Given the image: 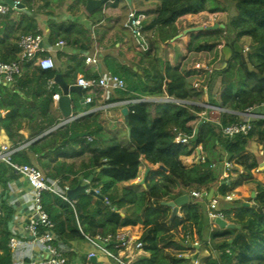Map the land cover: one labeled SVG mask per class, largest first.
Listing matches in <instances>:
<instances>
[{
	"label": "trees",
	"instance_id": "1",
	"mask_svg": "<svg viewBox=\"0 0 264 264\" xmlns=\"http://www.w3.org/2000/svg\"><path fill=\"white\" fill-rule=\"evenodd\" d=\"M20 1L30 9L32 0ZM139 1L141 6L148 7L147 10L135 13L136 16L144 17L140 35L134 43L142 42L141 38L145 37L147 48L132 56V60L141 66L137 71L125 69L124 74L120 75L126 84V91H115L113 101H104L103 93L99 89L95 90L91 103L84 111L111 103L164 96L184 103H201V95L191 89L189 79L180 69L160 61L157 45L167 44L180 34L177 26L163 19L168 7L185 2L187 9L182 15H196L205 10L209 0ZM238 1L239 17L233 21L232 28L238 42L250 38L251 44L244 56L245 63H242L238 55H233L227 68L207 78L209 83L215 80L219 86L217 97L210 105L219 108L222 113L219 125L208 122L198 128L194 143L191 140L188 145L175 144L171 133V128L175 127L185 137L192 138L197 126L192 127L191 119H184L182 113H176L178 107L172 104L153 102L126 106V122L122 120L112 125L104 113L97 111L42 136L60 123L50 115L52 97L59 92L55 85L48 89L46 81L40 79L46 73L33 67L32 62L23 61L18 86L11 89L0 84V129L14 151L12 161L34 168H38L41 160L50 161L53 167L50 175L45 177L50 182H58L61 189L65 185L70 190L75 189L80 178L87 181L102 166L112 167L111 159L121 152L139 154L148 165L163 166L167 170V174L157 170L150 172L146 185L150 198V218L142 226H136L127 219L124 224L121 223L124 220L118 212L133 206L138 193L132 188L122 187L121 183L126 178L119 176L114 169L94 174L90 188L97 193L79 196V210L55 193H43L41 206L54 226L52 235L55 246L69 247L71 243L86 238L102 240L112 237L121 229L133 227L140 236L142 251L149 256L148 259L138 258L133 264H189L188 260L180 256L193 252V247L188 249L185 246L193 243L207 253L199 264H264V212L259 214L253 210L240 209V203L236 201L224 205L225 197L234 196L238 188L247 184L255 185L264 200V187H260L253 175L264 161V151L255 157L247 149L249 142L257 138L264 142V121H255L246 137L228 139L222 134L223 128L241 120L237 115L264 104V75L261 74L264 70V0ZM76 2L84 6L86 0H74V6ZM122 2L124 0H113L111 7L116 8ZM100 13L101 9L91 15L94 21ZM17 31L21 36L38 34L32 21L26 17L21 18ZM19 39L12 38L6 32L0 35V63H20L16 45ZM11 40L14 44H11ZM57 40L65 41L80 54L86 52L92 43L89 33L72 23L49 26L46 43L53 47ZM222 46L223 31H204L187 36L185 51L187 55L206 53L210 64L214 65L222 59ZM135 47L138 48V45ZM57 57L61 58V55ZM62 64L59 70L63 72L64 68V81L69 86L74 85L71 75L76 70L85 72L86 80L95 79L91 71H84L85 61L77 56L69 57ZM160 64L163 66L161 72L158 70ZM111 75L116 77L119 74L111 69ZM82 96L85 97V92ZM30 102L34 104L33 107ZM76 105L74 103L72 109L74 116L80 111ZM190 110L195 114L203 112L197 106H190ZM38 120L41 121L38 123ZM92 128L96 130L91 132ZM22 131L28 134L26 140L19 135ZM73 134L79 136L70 138ZM91 135L96 140L88 142L85 136ZM36 138L39 139L32 142ZM101 138L106 143H102ZM199 145H206L218 166L231 165L228 180L222 183L218 177L210 186H199L197 168H186L181 161L192 156ZM209 163L205 160L202 165L208 168ZM3 167L4 164H0V168ZM133 168L135 173L132 178H135L139 164L135 163ZM231 176L235 178L233 181ZM211 189L217 195L218 206L214 210L208 208V213L222 215V220L234 229L212 228L213 220L208 219L203 205L197 200L182 207L179 216L173 220H170L171 210L161 206V203L176 199L179 190L187 194L191 191L207 194ZM112 208L116 211H112ZM244 212L246 214L242 216ZM13 220V211L4 202H0V264H13L8 248L9 240L13 237ZM106 249L116 257L112 245ZM64 258L65 264H93L71 252L65 251Z\"/></svg>",
	"mask_w": 264,
	"mask_h": 264
},
{
	"label": "crops",
	"instance_id": "2",
	"mask_svg": "<svg viewBox=\"0 0 264 264\" xmlns=\"http://www.w3.org/2000/svg\"><path fill=\"white\" fill-rule=\"evenodd\" d=\"M11 1L21 5L22 9L19 10L10 9L7 5H5V0H0V5H5L9 8V11L6 15H0V35H4V33L6 32L12 38L13 37L20 38L22 36L17 31V28H18V24L21 21V18L26 17L28 20L32 21V24L35 27L36 32L44 37L43 48L47 51L44 57L50 58L55 66V70L53 72L43 74L40 78L41 80L46 81V86H47V81H53L55 74L58 71L60 72L64 80V75H65L64 68H63V72L60 71L59 68L61 67L62 63H65L67 59L72 56H77L84 61L87 58L95 60L96 65H86V64L84 65V71H88V70L91 71L94 74L95 79H108L110 76H112L111 69L115 70L119 74L116 77L121 79L120 75L124 74L125 69H132L133 71H137L140 68L141 65H139V63L136 60H132V56L134 53L144 51L147 48V44L146 42H144L145 37L141 38L142 42L138 44L134 43L136 38L131 37L130 32L128 30V15L130 13H138L148 9V7H141L139 0H131L130 5H128L127 2L124 0V2L119 3L118 7L116 8H112L111 5L113 1H109L103 5V7L101 8V13L96 17L95 21L91 17V15H88L86 13L84 6H81L77 2L75 3L77 5L74 6V0H32L29 6L30 8L29 10L28 7L25 4H23L20 0H11ZM208 3H210L211 6L213 7L207 5L204 11L196 15H182V13L187 9V4L185 2L172 5L167 8L166 14L163 17V19H170L173 22V24L178 27L180 33L183 30H186L190 27H194V26L202 27L205 23H209L213 19V14H214L213 10H215L214 8L215 5L211 1ZM77 8H84L85 12H82ZM88 22L93 26V28ZM69 23L82 27L91 36V39L93 41L86 52L80 54L78 50H75L73 47L69 45H67L64 49L56 51L53 49V47L48 46V44L46 43V38L49 32V26H59ZM94 37H95V41H94ZM18 41L16 45H18ZM186 41H187V36L183 37L182 39L174 43H171L170 41L169 43L164 45L159 44L157 45V55L162 63L164 64L166 63L174 68H179L180 71L185 75L187 79H189L191 83L192 81L198 78L196 73L192 70L195 64L197 63H206L207 65H211V64H210L209 56L206 53H202L198 55H187L185 51ZM13 42L14 41L11 40V44H14ZM239 43L241 45L249 46L251 44V39L243 38L239 41ZM137 45L138 48L135 47ZM58 54L61 55V58L57 57ZM18 58H19V53H18ZM33 67L35 66L33 65ZM158 70L160 72L163 71V66L161 64L158 66ZM261 74L264 75V70L261 72ZM84 76H85V72L81 73L79 70H76L71 75V80L75 85L77 79L79 78L84 79ZM18 80L19 79H17L16 81V85L18 84L17 83ZM0 84L5 85L1 81ZM5 86L8 87V85ZM8 88L13 89L12 86H9ZM99 90L103 93L102 100L113 101L115 99L116 90H112L110 88L104 90L99 89ZM218 92H219V86L217 82L215 80H212L211 83L208 82V91L205 101H207L208 104L210 105L212 100L216 99ZM82 93L83 92H81V96H77L74 94L70 95L71 109H73V104L76 103L77 104L76 106H78V109L80 110L79 114L76 115L78 118L83 113L88 112V111H84L87 105L82 103V98H84L82 96ZM117 103H121V102H117ZM117 103L106 104L96 109H91L89 110L90 111L89 114H92L97 111H101L102 113H104L107 119L111 120L112 125L119 124L123 120L121 112L123 109H126V106L125 107L117 106ZM29 104L31 107L34 106L32 102H30ZM192 105L195 106V104ZM80 112L82 113L80 114ZM184 112L185 110L181 108H179L178 111L176 110V113H182L184 119H191L190 124L192 125V127H194L195 125L197 126L200 120L194 117L193 115L187 118L184 115ZM50 115L51 118L55 121H59V122L64 121L62 119L60 110L57 107V104H53L52 107L50 108ZM71 115L74 116L73 111ZM239 118L242 120V117L239 116ZM40 121L41 120H38V123ZM66 125L62 127H65ZM58 126L59 125H57L54 128H51L50 130L45 132V134H43L42 136H47V134H50L52 131L58 128H62ZM19 135L22 136L24 140H26L28 136V134L24 131L20 132ZM70 138H72V136ZM38 139L39 138H36L32 140V142ZM101 142L106 143V141L105 142L101 141ZM0 145H4L9 148L12 147L6 135L1 129H0ZM250 147L254 148L256 151L255 152L252 151ZM259 147H262V149L259 150ZM247 149L252 155L258 157L260 151L264 150V142L262 141L261 138H257L249 142ZM205 160H208L210 162L208 168L202 165L205 163ZM111 161L113 162L114 166L113 165L112 167L105 166L106 167L105 170L114 169L119 176L126 178L121 183V186L132 188L133 191L138 193L135 204L133 206L125 208L118 212L122 221L124 220L121 223L124 224L125 219H127L128 221L134 223V225L136 226H142L150 218V211H149L150 198L146 190V185L149 182L150 172L156 171L157 166L148 165L143 160V157L140 156L139 154L131 155L122 152L116 154L111 159ZM181 161L186 168H191V167L197 168L198 183L201 188L205 186H210L213 183H215L217 178L220 177V175L222 174L224 168L218 166V164L214 160H212V157L209 154L206 145L204 146L202 152H198L195 150L192 156L188 158H183ZM135 163L139 164V170L135 178H132L135 173V169L133 168V165ZM0 164L2 163L0 162ZM37 166H38L37 169H39L44 174V176H49L53 164L48 160H41L40 162H38ZM103 167L104 166H102L101 168ZM147 170H148L147 178L144 184L141 185L143 175ZM255 174H257L258 176H255ZM253 175L254 178L259 182L260 187H264V181H261L262 179H264V161L260 163L259 168L257 169V171L254 172ZM234 179H235L234 177H231L232 181ZM83 184H85L84 181ZM52 191L56 194H60L61 188L58 185H53ZM259 193L260 191L257 190L255 185L253 184L243 185L242 187L236 190V194L232 196L233 197L232 201L239 202L240 209L246 208L245 205L256 206L260 203V199L262 198L261 196H259ZM207 194H200L201 198L197 201L203 205V209L208 214L209 211L208 201H206ZM246 194L248 195V201H249L248 203L245 202ZM204 196L205 198H203ZM0 202H4L5 205L8 206L13 211L14 220L11 226L13 237L19 240L20 244L23 243L24 227L32 216L31 188L29 187L28 182L24 178L22 177L15 178L13 172L5 165L3 168H0ZM227 203L229 202H226V204L224 202V205L228 206ZM178 216L179 213L177 217ZM226 224L230 225L228 222H226ZM75 227L78 228L77 225H75ZM212 228H215L214 223ZM122 230L129 231L134 235H137L135 233V228L133 227H127L119 231ZM108 245H112L115 248L116 257H114L110 252H108V250L106 249ZM188 245L194 247L197 244L193 243ZM96 246L98 247V245ZM96 246L90 244L86 240L80 239L78 241L71 243L69 247L62 245L61 248L64 252L66 251V252L74 253L77 257L80 258L81 257L85 258L89 254L93 253L95 255V258H93L96 260L95 263H101V264H133L138 260V258L148 259L149 257L143 251H140L138 253H133L132 251L120 250L115 246L114 243H109L107 245L99 246L105 248V250L109 254L108 257L101 254ZM196 252H198V258L196 263L199 264V262L204 257L207 256V253L204 251L203 248L199 247L197 251L193 249V252H186L185 254L182 255V258L186 259L191 255L195 254ZM37 254H38V249L36 247L30 248L21 244L18 247V250L12 253L11 255L13 259V264H27L30 261V259L36 258ZM117 260L119 261V263L117 262ZM113 261L114 263H112ZM75 264H80V262H77Z\"/></svg>",
	"mask_w": 264,
	"mask_h": 264
},
{
	"label": "built area",
	"instance_id": "3",
	"mask_svg": "<svg viewBox=\"0 0 264 264\" xmlns=\"http://www.w3.org/2000/svg\"><path fill=\"white\" fill-rule=\"evenodd\" d=\"M210 1V0H209ZM215 5L216 3L212 1ZM208 5V4H207ZM206 5V7H207ZM78 7V6H77ZM216 8V6L214 7ZM78 10L84 11V8H77ZM9 11V8L5 5H0V15H6ZM214 11V10H213ZM222 15V14H221ZM220 15V16H221ZM220 16H214L212 21L209 23H205L202 27L212 26ZM143 16H136L135 13H130L128 15V30L131 33L132 37L138 38L142 29V21ZM164 21L168 24H173L170 19H164ZM89 23V22H88ZM90 24V23H89ZM91 25V24H90ZM93 28V26L91 25ZM196 27V26H194ZM250 39V38H249ZM240 44V43H239ZM44 45V37L42 35H24L20 37L18 41V49H19V61L20 63H0V81L5 85L14 87L16 85L17 79L22 76L21 62H32V64L37 67L40 71L44 73L53 72L55 70V66L53 61L50 58L42 57L47 51L43 48ZM67 46L66 42L63 40H59L53 46V49L59 51L64 49ZM241 50L243 56L248 53L249 46L241 45ZM86 65H96V61L90 58L85 59ZM192 70L196 73L198 78L191 82V89L201 95V103L195 104V106L203 109V112L198 113L197 115L191 112L190 106H194L189 103H184L180 101H176L174 99L168 98L166 96L160 97L158 99H141V100H129L123 101L121 103H117V106H128L135 105L146 102H156L163 104H172L175 107L184 109V115L189 118L190 116H194L200 120L203 124L212 122L216 125H219L220 116L222 111L214 106L208 104L206 100L207 91H208V82L207 78L212 76L215 71L213 70L212 65H207L206 63H197L193 66ZM76 86L80 87L82 92H85V97L82 98V103L85 105H89L91 103V96L95 90L98 89H107L110 88L116 91H126V84L123 80L110 76L108 79H90L86 80L83 78L77 79ZM54 86L53 81H47V88L51 89ZM59 99V95L56 94L52 97L53 104H56ZM203 100V101H202ZM206 102V103H205ZM90 111L83 113L80 117L86 116ZM242 117L237 123L231 124L222 130V134L231 139L236 136L246 137L252 130L253 123L255 121H264V104H261L257 108L248 109L245 113L239 115ZM78 117L70 116L67 120L61 121L63 124H70L74 122ZM95 128L91 129V132L94 131ZM171 133L174 137V143L180 145H188L192 138L185 137L180 131H178L175 127L171 128ZM85 139L88 142H92L96 140L95 136H85ZM101 141H105L101 138ZM204 149V145H199L195 150L198 152H202ZM14 151L6 147L4 145H0V162L3 163L7 168H9L14 177H22L27 182L29 187L31 188V208H32V216L28 220L27 224L24 227L23 234V243L22 245L30 248H37L38 254L34 259H30L27 264H65L66 260L64 258V251L61 246H55L53 244V235L52 231L54 226L48 220L47 215L43 212L41 206V195L43 193L51 192L53 185H59L58 182H49L44 174L37 168L19 165L12 161V156ZM231 168L230 164H225L222 174L219 177V182H225L230 178L229 170ZM232 177V176H231ZM70 191V189L65 185L61 189V193L57 194L64 200L69 203L73 208L74 203L70 201L66 194ZM90 191L86 190V193ZM97 193L96 191H94ZM56 194V193H55ZM189 202L193 203L196 200L201 198L200 194L194 191L188 193ZM205 197V196H204ZM232 201V197H225L224 202ZM105 205L108 206V202L104 200ZM218 206L217 197L212 198L208 201V208L210 210L216 209ZM242 216H245L242 214ZM208 217L210 220L222 219V215L213 214L211 212L208 213ZM90 244L96 246L95 241H99L102 245H107L109 243H114L115 246L120 250L132 251L133 253H138L142 251V245L140 243V236L134 235L129 231H118L115 235L108 236L105 239L96 238L91 240L89 238L85 239ZM19 240L15 237L10 238L8 243V248L12 253L18 250V247L21 245ZM97 247V246H96ZM98 251L101 254L108 256V252L103 247H97ZM111 257V256H110ZM182 257V256H180ZM95 258L93 253L89 254L85 257L86 261H90ZM112 258V257H111ZM114 259V258H113ZM119 263V261L117 260ZM197 264V263H195Z\"/></svg>",
	"mask_w": 264,
	"mask_h": 264
},
{
	"label": "water",
	"instance_id": "4",
	"mask_svg": "<svg viewBox=\"0 0 264 264\" xmlns=\"http://www.w3.org/2000/svg\"><path fill=\"white\" fill-rule=\"evenodd\" d=\"M109 1H113V0H86L85 5H84L85 11L88 15H92L94 12L101 9L103 5ZM125 1L127 2L128 5H130L131 0H125ZM212 1L215 2L217 5H219L223 11V14L217 19V21L212 26H209V27H190L186 30H183L179 35H177L175 38L171 40V43H174L192 33H201L204 31L208 32V31H216V30L223 31V46L220 49L222 59L221 61L213 65V70L216 73H219L223 71L225 68H227L233 55H238L242 63H245V58L242 54L241 46L239 42L237 41L236 35L232 28L233 21L239 17V11L237 9L239 5V1L238 0H212ZM5 5H7L10 9H16V10L22 9L21 5L11 0H5ZM53 82L59 92V99L56 104L60 110L62 119L65 121L71 116V113H72L70 95L74 94L77 96H81L82 90L80 87L76 85H72V86L67 85L64 82L59 71L55 74ZM121 113H122L124 122H126L127 121L126 109H123ZM64 125L65 124L61 123L59 124L58 127H62ZM202 125L203 123L199 122L197 125V128L194 130V134L192 137L193 143L196 142L197 135H198V128H200ZM78 136L79 135H72V138H75ZM105 169L106 167H103L95 171L93 174L89 176L87 181H84L85 184H83V180L80 178L78 181L77 187L75 189L70 190L66 194V197L74 203L76 210H79L78 204H77V199L79 196L87 195V194L96 195L94 191L90 190L88 193H86V190L90 189L89 186H90V183L92 182L94 174L96 172H99ZM157 170L162 172L163 174H167V170L163 166H157ZM147 175H148V170L143 175L141 185L144 184L147 178ZM215 197H217V195L215 194L214 190L211 189L209 193L206 195V201H210L212 198H215ZM188 204H189L188 194L185 191L179 190V196L176 199L170 202L161 203V206L167 207L171 210L170 220H173L175 217H177L180 209L184 206H187ZM112 210L116 211L115 208H112ZM213 223L215 227L221 230L234 229L232 225L226 224V222H224L222 219L217 218L214 220ZM95 244L98 246L102 245L99 241H95ZM186 247L190 249L191 245H187ZM193 249L197 251L199 249V246L195 245ZM197 258H198V252L186 258V260H188L189 264H195L197 262ZM95 261H96L95 259L90 260V262L93 264L95 263Z\"/></svg>",
	"mask_w": 264,
	"mask_h": 264
},
{
	"label": "rangeland",
	"instance_id": "5",
	"mask_svg": "<svg viewBox=\"0 0 264 264\" xmlns=\"http://www.w3.org/2000/svg\"><path fill=\"white\" fill-rule=\"evenodd\" d=\"M211 2H212V0H210ZM210 1H208V2H210ZM208 5H210L211 6V4L210 3H208ZM215 6H216V8H215V10H214V14H213V17L216 15V16H220L221 14H223V11H222V9H221V7L219 6V5H217V4H215ZM141 7H147V6H141ZM211 7H213V6H211ZM130 35H131V33H130ZM131 37H132V35H131ZM135 40H137V38L135 39ZM93 41V40H92ZM94 41H95V37H94ZM222 48V47H221ZM220 48V49H221ZM251 148V147H250ZM262 149V147H259V150H261ZM251 150L252 151H256L254 148H251ZM264 151V150H263ZM255 176H258L257 174H255ZM261 181H264V179H262ZM233 198V197H232ZM245 202H249L248 201V195L246 194V196H245ZM263 198H261L260 199V203L258 204V205H256V206H254V205H245L246 206V208H244V209H249V210H253L255 213H259V214H261V213H263L264 212V208H263ZM230 202H232V201H230ZM251 202V201H250ZM253 207V208H252ZM246 213L244 212L243 213V215H245Z\"/></svg>",
	"mask_w": 264,
	"mask_h": 264
}]
</instances>
